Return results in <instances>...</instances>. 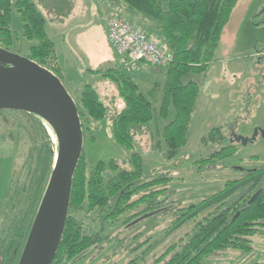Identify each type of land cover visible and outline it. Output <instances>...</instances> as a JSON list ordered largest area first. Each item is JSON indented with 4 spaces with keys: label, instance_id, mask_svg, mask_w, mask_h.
I'll return each mask as SVG.
<instances>
[{
    "label": "rangeland",
    "instance_id": "rangeland-1",
    "mask_svg": "<svg viewBox=\"0 0 264 264\" xmlns=\"http://www.w3.org/2000/svg\"><path fill=\"white\" fill-rule=\"evenodd\" d=\"M10 1L14 3L15 0ZM58 1L32 0L44 17L46 32L54 43L61 68L60 81L75 104L79 103L83 87L89 85L106 109L101 123L87 121L90 133L83 136L82 150L86 162L94 165L98 161L112 160L115 166L129 171L134 153L141 161L143 183L167 179L145 190V195L155 193L114 224L103 225L93 221L92 217L84 218L83 212L73 213L83 219L86 235H97L101 240L82 258L67 264H155L154 261L168 248L185 242L217 203L174 228L173 221L180 214L178 209L197 208L226 191L227 185L232 187L244 181L245 175L239 169L264 168V12L261 13L264 0H238L232 10L207 72L194 78L199 93L189 121L187 140L171 158L166 157L167 147L159 134L165 122L156 114L165 69L142 62H132L129 68H124L119 63L104 38L106 30L102 17H106L109 11L105 0L102 3L63 0L61 6ZM99 7L108 11L99 13ZM84 10H89L94 21L80 26L87 20ZM21 27V18L12 9L10 30L19 39L8 51L27 58L28 48L34 42L20 37ZM136 27L157 39L156 33H150L152 30L149 32L146 25ZM86 29H92L95 34L93 45L90 38L82 41L83 49L78 35ZM61 33L63 37L59 36ZM107 56L108 59L103 61L102 58ZM113 68L127 75L151 103L153 119L144 131L135 134L132 151L120 149L111 137V120L123 108L114 81L103 77L102 73L88 71L106 72ZM37 124L24 113H0V232L4 224L2 214L10 212V205L16 202L14 195L27 182L34 159L46 145L44 131L50 135L51 143L56 144L48 125L43 121V127ZM213 128H219L223 140L203 143ZM233 135L248 142L245 145L233 142L236 151L231 157L199 170L195 162L227 146ZM91 137H94L92 141ZM156 206L169 210L134 223L141 217L138 216L124 225L125 217L144 211L147 212L142 215L152 213L154 210L148 211L149 208ZM251 230L235 240V244L246 249H222L203 258L200 264H264V222Z\"/></svg>",
    "mask_w": 264,
    "mask_h": 264
},
{
    "label": "trees",
    "instance_id": "trees-1",
    "mask_svg": "<svg viewBox=\"0 0 264 264\" xmlns=\"http://www.w3.org/2000/svg\"><path fill=\"white\" fill-rule=\"evenodd\" d=\"M62 2L63 0H59L58 5L61 6ZM105 2L116 18L134 27L146 25L149 32L152 30L150 33H156L158 42L172 52L171 63L166 67H157L165 69V80L156 113L157 118L165 122L159 134L167 147L166 157L171 158L187 140L189 121L199 93V85L194 78L207 72L223 28L238 0H105ZM12 9L21 18L20 37L34 42L28 48L27 58L61 79V68L54 43L46 33V21L32 0H15L14 3L10 0H0V48L8 51V48L19 39V36L10 30ZM88 71L102 73L103 77L114 81L118 97L123 101V108L111 120V137L120 149L132 151L135 134L144 131L153 119L151 103L137 85L118 69L113 68L106 72ZM76 107L83 136L90 133L88 120L98 124L106 115V109L99 101L96 91L89 85L83 87ZM24 114L43 127L41 119ZM48 128L51 130L49 126ZM51 132L55 138L52 130ZM44 133L46 145L34 159L27 182L23 184L20 192L14 195L16 202L10 205V212H7V215L2 214L1 220L4 224L1 225L3 229L0 232V264H18L54 166L57 144L53 145L46 131ZM207 134L206 140H203L205 144L207 141L220 143L223 140L219 128H213ZM93 139L94 137L90 138L91 141ZM235 151L233 145L224 146L213 155L198 160L195 165L198 169L208 168L216 161L231 157ZM115 165L112 160L98 161L90 165L82 152L72 179L62 239L51 264L74 263L101 240L97 235H86L83 219H78L73 213L83 212L84 218L92 217L93 221L103 225L114 224L135 206L144 202L146 197L151 198L155 193L145 195L143 193L145 190L156 182L167 180L162 178L143 183L141 161L134 153L131 155L129 171ZM258 185L264 187L262 182L247 185L217 203L185 242L168 248L154 261L155 264H200L203 258L222 249H246L235 244L237 236L250 233L251 227L264 222V190L250 203L251 195L256 191L254 188ZM228 187L227 185L226 188ZM195 208L196 206H190L178 209L180 214L175 217L173 226ZM153 210L156 214L169 209L156 206L149 208L148 211ZM145 212L147 211L125 217L124 225L138 216H143Z\"/></svg>",
    "mask_w": 264,
    "mask_h": 264
},
{
    "label": "water",
    "instance_id": "water-1",
    "mask_svg": "<svg viewBox=\"0 0 264 264\" xmlns=\"http://www.w3.org/2000/svg\"><path fill=\"white\" fill-rule=\"evenodd\" d=\"M0 111L34 115L45 122L55 135L57 155L54 166L18 261V264H51L62 239L72 179L83 150V133L77 107L60 79L52 72L28 58L0 48ZM233 138L242 145L248 142L243 137L234 135ZM262 174L264 172L257 179ZM253 180L254 177L241 181L206 201L174 228L200 211L227 199ZM255 197L251 198L250 203ZM154 214H145L134 223Z\"/></svg>",
    "mask_w": 264,
    "mask_h": 264
},
{
    "label": "built area",
    "instance_id": "built-area-1",
    "mask_svg": "<svg viewBox=\"0 0 264 264\" xmlns=\"http://www.w3.org/2000/svg\"><path fill=\"white\" fill-rule=\"evenodd\" d=\"M102 3L104 0H96ZM108 42L119 63L129 68L132 62L147 63L153 67H166L172 61V52L156 38L112 13L104 18Z\"/></svg>",
    "mask_w": 264,
    "mask_h": 264
},
{
    "label": "flooded vegetation",
    "instance_id": "flooded-vegetation-1",
    "mask_svg": "<svg viewBox=\"0 0 264 264\" xmlns=\"http://www.w3.org/2000/svg\"><path fill=\"white\" fill-rule=\"evenodd\" d=\"M234 136V135H233ZM233 136L232 137H230L228 140H229V144L228 145H233V142H236L235 140H234V138H233ZM236 143H240V142H236ZM243 175H245V178L244 179H242V180H246V179H248V178H252V177H254V180L253 181H251L249 184H247V185H257V184H259L260 182H262L263 184H264V174H262L261 175V177L259 178V179H257V176L259 175V174H261V173H263L264 172V168L263 169H253V168H247V169H242V170H239ZM246 185V186H247ZM245 187V186H244ZM228 188H230V187H228ZM228 188H226V190L228 189ZM243 188V187H242ZM241 189V188H240ZM256 191H254V193L251 195L252 197L254 196V195H259L263 190H264V187H260L259 185H258V187H256V188H254ZM239 190V189H238ZM237 190V191H238ZM237 191H235L233 194H235ZM232 194V195H233ZM238 196H236V198H237ZM248 204V203H247Z\"/></svg>",
    "mask_w": 264,
    "mask_h": 264
},
{
    "label": "crops",
    "instance_id": "crops-1",
    "mask_svg": "<svg viewBox=\"0 0 264 264\" xmlns=\"http://www.w3.org/2000/svg\"><path fill=\"white\" fill-rule=\"evenodd\" d=\"M109 10V9H108ZM108 10H105V11H102L101 10V8L99 7V13H101V12H106V11H108ZM84 13H85V15H86V22H82V23H80V24H82V25H80V26H83V24H88V23H92L93 21H94V19H93V17H92V15H91V13H89V10H84ZM110 13V10L108 11V13L107 14H109ZM90 16H91V18H90ZM105 18V17H104ZM104 18L102 17V21H104ZM89 19H90V21H89ZM80 20V19H79ZM74 22V21H73ZM85 27H86V25H85ZM82 28V27H81ZM80 28V29H81ZM105 30H106V27H105ZM47 33V32H46ZM94 32H93V30L92 29H86V30H84L83 32H81L79 35H78V37H79V40H80V46H82L83 47V49H85V47H84V45H83V40L85 39V41H87L89 38L91 39V43H92V45H93V39H92V37L94 36ZM48 35V34H47ZM60 37H63V33H61L60 35H59ZM49 37V36H48ZM104 38H106V40H107V42H108V39H107V36H106V31H105V37ZM50 39V38H49ZM108 44H109V42H108ZM87 52H88V50H86ZM89 53V52H88ZM115 54V53H114ZM103 59V61L105 60V59H108V56L107 57H103L102 58Z\"/></svg>",
    "mask_w": 264,
    "mask_h": 264
},
{
    "label": "bare ground",
    "instance_id": "bare-ground-1",
    "mask_svg": "<svg viewBox=\"0 0 264 264\" xmlns=\"http://www.w3.org/2000/svg\"><path fill=\"white\" fill-rule=\"evenodd\" d=\"M46 127V126H45ZM48 132V131H47ZM50 136V135H49Z\"/></svg>",
    "mask_w": 264,
    "mask_h": 264
}]
</instances>
